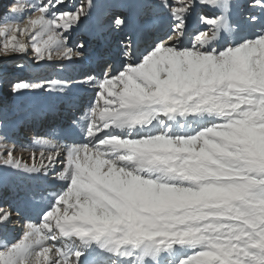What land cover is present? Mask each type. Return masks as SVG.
I'll list each match as a JSON object with an SVG mask.
<instances>
[{
	"label": "snow or ice",
	"instance_id": "1",
	"mask_svg": "<svg viewBox=\"0 0 264 264\" xmlns=\"http://www.w3.org/2000/svg\"><path fill=\"white\" fill-rule=\"evenodd\" d=\"M239 6L11 0L0 92L93 95L34 138L31 164L13 133L41 113L0 106V181L21 182L11 197L0 185V264H264V0H247L246 31ZM28 57L100 74L33 80Z\"/></svg>",
	"mask_w": 264,
	"mask_h": 264
},
{
	"label": "bare ground",
	"instance_id": "2",
	"mask_svg": "<svg viewBox=\"0 0 264 264\" xmlns=\"http://www.w3.org/2000/svg\"><path fill=\"white\" fill-rule=\"evenodd\" d=\"M1 1V0H0ZM247 2V0H240V6L234 10L233 13V19L234 21L241 25V27L246 31L247 30V26L245 25V23L241 22L244 21L243 20V14L247 11V9H245L244 7L242 8V6L246 5L245 3ZM11 3V0H10ZM1 5L0 4V13H1ZM239 15H242L241 17ZM240 17V18H239ZM240 19V20H239ZM190 23L195 27L196 24L198 23V21L196 20V16H193L192 20L190 21ZM1 39V37H0ZM28 60L30 61L31 64V58L28 57ZM93 61L91 59L89 60H85L83 62L77 63L76 65H71L68 67H63V68H52V67H48L45 69H38L35 68L32 64L31 66L34 67V75H32L33 73H31L32 78H39V77H48L50 79H62V80H72V79H80L83 80L84 76L87 74H92V75H99L100 70L99 68H96L95 70H93V72H90V62ZM23 62V61H22ZM29 64V63H28ZM58 65H60V62H58ZM74 96V100H70L69 97ZM93 93L92 90L90 88L85 87H77L74 89V91L72 93L69 94L68 97H64L67 99L62 100L61 98H55V97H49V99H43L40 98V100L42 102H45L44 104H50L56 108V104H61V108H59L61 110L60 115H56V114H52L49 109L42 107L40 103H38L39 101H36L35 97H30L29 98V102L28 104L31 106L32 104H36V109L41 113V115L39 116V118L31 120L32 124L35 125V127H31L28 126V122L27 124H22L21 126V130L22 131V135H25L24 139H27L28 142H19L20 145L21 144H25V143H32L33 144V140L36 137H45L51 128L53 127H60L61 125H63L65 117L69 111V108L71 107L72 111H75L76 108L80 107L81 105L87 104L89 99H91ZM6 96V95H5ZM39 98V97H37ZM65 101H68V103H66ZM13 102L16 103L17 105V101L13 100ZM53 102V103H52ZM8 103V99L4 98L3 101L1 102V98H0V105H6ZM24 105V106H28ZM23 104H19V106H22ZM18 106V105H17ZM34 106V105H33ZM30 123V121H29ZM27 131L28 133H25L24 131ZM41 133V134H40ZM15 136V135H13ZM20 137H15L14 139H17ZM26 140V141H27ZM18 145V144H17ZM26 145V144H25ZM27 146V145H26ZM31 147V146H30ZM27 151V150H25ZM15 153L17 155L18 158H20L23 162H27V158L30 157L31 159L29 160L31 163H33V152L31 151H27V152H22V150L20 149V147H17L15 150ZM28 153V154H27ZM36 163H39V152H36ZM8 177H11V175H9ZM12 178V187H10L8 185V188L6 190V187H3L4 190L6 191L8 197H11L15 191L20 187L21 182L20 181H15L13 177ZM47 187H52L51 185H47ZM33 216H36L35 214H32ZM13 231H15V233H13L12 237H15L17 234V236H19L21 233H18V231H22V227L21 225L17 224L13 226ZM12 231V232H13ZM1 237V241H3V234H0Z\"/></svg>",
	"mask_w": 264,
	"mask_h": 264
},
{
	"label": "rangeland",
	"instance_id": "3",
	"mask_svg": "<svg viewBox=\"0 0 264 264\" xmlns=\"http://www.w3.org/2000/svg\"><path fill=\"white\" fill-rule=\"evenodd\" d=\"M101 2H104V0H101ZM247 3V2H246ZM245 3V4H246ZM0 4H2L1 5V13L2 12H4V11H6L7 10V7L9 6V4H10V0H1L0 1ZM242 8H243V6H242ZM196 20H197V18H196ZM0 27H2V24H0ZM2 40H3V38L1 37V39H0V42H2ZM31 58V57H30ZM23 61V62H22ZM22 61H20L21 63H24L25 65H26V68H25V70L21 73V75H23V76H26V77H30L31 79H33V80H35L36 78H32V75H34V73H35V71H34V67L33 66H31V64H30V61L28 60V58L27 59H25V60H22ZM29 63V64H28ZM56 67H59V68H63L61 65H58V62H57V66H55V67H52V68H56ZM31 73H33L32 75H31ZM6 91V90H5ZM3 92H0V94H2ZM29 98L30 97H27V98H25L24 100H22V101H17V105L19 106V104L21 103V104H23L22 106H24V105H27L28 104V102H29ZM39 98H43V99H49V96H47V95H45V96H42V97H39ZM50 100V99H49ZM36 101H39L40 103H42L40 100H36ZM30 103V102H29ZM53 103V102H52ZM16 105V103L15 102H13V99L11 98V97H8V103L6 104V105H4L5 107H8V108H12L13 106H17ZM34 105V106H33ZM42 105H45L44 103H42ZM0 106H3V105H0ZM28 106H30L29 104H28ZM49 106L51 107L52 105H51V103L50 104H47V106L45 107V108H49ZM31 107H34V108H36V104H32L31 105ZM56 112H58L59 113V109H58V111H56ZM31 122V121H30ZM29 123V122H28ZM23 124H27V123H23ZM29 126H31L30 124H28ZM22 126V124L21 125H19L18 127H17V129H15V131H14V133H13V135H15V136H13V139L15 138V137H20V138H17V139H14V141H15V143H16V148L17 147H20V149L22 150V152H27V151H31L34 147H35V145L34 144H32V143H25V144H21L20 145V143H18V141L19 142H28V140L27 139H24L25 138V135H22V131H20L21 129H20V127ZM25 133H28L26 130L24 131ZM27 140V141H26ZM18 144V145H17ZM31 146V147H30ZM25 150H27V151H25ZM28 154V153H27ZM15 155H16V153H15ZM17 156V155H16ZM31 158L30 157H28L27 158V162L26 163H29V164H31V162L29 161ZM13 178H14V180L15 181H19L16 177H14L13 176ZM8 182H7V180H6V177H4L3 178V180L2 181H0V185H2L3 187H7V184ZM6 190H7V188H6ZM0 241H1V238H0Z\"/></svg>",
	"mask_w": 264,
	"mask_h": 264
}]
</instances>
